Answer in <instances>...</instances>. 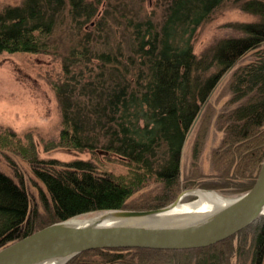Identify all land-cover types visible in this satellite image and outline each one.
I'll return each instance as SVG.
<instances>
[{
  "label": "trees",
  "instance_id": "16d2710c",
  "mask_svg": "<svg viewBox=\"0 0 264 264\" xmlns=\"http://www.w3.org/2000/svg\"><path fill=\"white\" fill-rule=\"evenodd\" d=\"M159 1L164 5L160 19L139 15L128 0H23L0 10V53L56 54V27L70 18L74 43L63 55L62 78L52 83L63 125L59 140L50 145L93 153L91 159L64 163L44 160L32 140L0 130V148L29 158L47 191L43 213L32 208L25 185L0 168V248L89 212L166 205L181 186L243 193L252 187L264 157V0H238L256 19L236 23L238 35L225 36L201 53L194 49L198 27L226 0ZM228 71L229 97L217 117L224 136L212 153L220 181H197L202 133L183 182L187 134ZM100 153L125 165V171L103 169ZM238 248L251 255V264H264V214L206 247L95 248L66 264H230L229 254Z\"/></svg>",
  "mask_w": 264,
  "mask_h": 264
},
{
  "label": "rangeland",
  "instance_id": "374dc122",
  "mask_svg": "<svg viewBox=\"0 0 264 264\" xmlns=\"http://www.w3.org/2000/svg\"><path fill=\"white\" fill-rule=\"evenodd\" d=\"M23 0H0V10L5 5H16ZM104 3V1H103ZM132 10L138 11L141 16H152L160 19L164 5L159 0H128ZM256 15L244 11L238 5V0H226L214 11L209 21L198 27L194 38V49L201 53L209 45L225 36H236L240 32L235 26L242 21H252ZM70 18L58 23L55 30V41L59 45L58 53H31V52H1L0 53V130L8 129L15 132L24 141L36 144V153L41 159H57L59 163L69 162L77 158L91 159L92 152L78 151L62 146H51L59 140L62 128V115L60 104L53 87V81L62 78L63 55L67 54L71 44L74 43L73 32L70 28ZM90 23L87 28L90 29ZM251 54H247L240 63L247 62ZM239 63V64H240ZM231 71V70H230ZM228 71L220 79L210 99L201 111V116L188 135L182 155V181L190 173L194 143L199 134L204 133L202 149L199 154V164L202 180L206 183L218 182L219 166L213 165L214 150L221 144L224 132L218 125L217 117L225 106L229 94L227 93V80L231 72ZM211 114H210V112ZM104 166L103 169L112 172H124L126 166L122 163L107 161L103 153L99 154ZM26 156L11 149L0 148V168L11 174L17 181L22 182L30 195L31 206L45 213L43 194L47 195L45 185L38 179L33 165ZM260 166V165H259ZM217 167V168H216ZM234 171V169H233ZM196 177V176H195ZM194 177V179H195ZM242 181L247 179L242 178ZM192 186V187H191ZM203 188L214 190L226 197H235L242 194V190L234 188H210L202 186H181L177 196L188 188ZM146 188L135 193L139 195ZM244 194V193H243ZM175 198V197H174ZM185 201L196 199L191 195L184 197ZM176 199V198H175ZM174 199V200H175ZM172 200V201H174ZM171 201V202H172ZM169 204V203H168ZM167 205V204H166ZM97 212H89L87 215ZM84 214V216L86 215ZM45 217V215H44ZM48 219V218H46ZM238 239L235 237L234 245L238 247ZM226 249L223 251L225 257ZM251 255H244L241 250L235 249L229 254L230 264H251ZM72 259V258H71Z\"/></svg>",
  "mask_w": 264,
  "mask_h": 264
},
{
  "label": "water",
  "instance_id": "95a60500",
  "mask_svg": "<svg viewBox=\"0 0 264 264\" xmlns=\"http://www.w3.org/2000/svg\"><path fill=\"white\" fill-rule=\"evenodd\" d=\"M207 102L198 111L186 140ZM206 191L214 190L188 188L169 204L150 210L107 209L51 223L1 247L0 264H66L75 255L95 248L173 250L215 244L264 214V157L255 182L244 194L227 197L209 211L175 216V208L186 202L184 197L195 195L196 199L188 201L192 202L199 192Z\"/></svg>",
  "mask_w": 264,
  "mask_h": 264
},
{
  "label": "bare ground",
  "instance_id": "6f19581e",
  "mask_svg": "<svg viewBox=\"0 0 264 264\" xmlns=\"http://www.w3.org/2000/svg\"><path fill=\"white\" fill-rule=\"evenodd\" d=\"M199 194L200 196L197 200L192 202H185L181 205H178V207L175 208L174 210L176 212L175 216L181 214H189V213L195 214V213L209 211L210 209L213 208V206L222 204L227 200V197L222 196L216 191L199 192ZM92 215L94 214H89L87 216H92ZM85 216H81V217H85Z\"/></svg>",
  "mask_w": 264,
  "mask_h": 264
}]
</instances>
